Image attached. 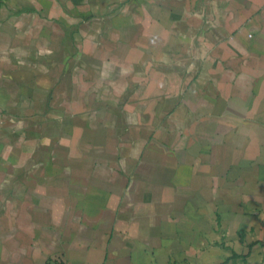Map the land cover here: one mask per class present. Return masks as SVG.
<instances>
[{
	"label": "crops",
	"instance_id": "obj_1",
	"mask_svg": "<svg viewBox=\"0 0 264 264\" xmlns=\"http://www.w3.org/2000/svg\"><path fill=\"white\" fill-rule=\"evenodd\" d=\"M0 264H264V0H0Z\"/></svg>",
	"mask_w": 264,
	"mask_h": 264
}]
</instances>
